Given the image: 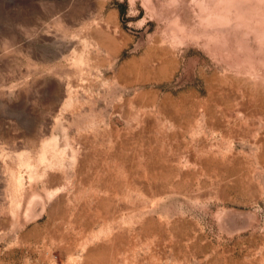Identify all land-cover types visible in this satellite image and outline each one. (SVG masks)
Returning a JSON list of instances; mask_svg holds the SVG:
<instances>
[{
    "label": "rangeland",
    "instance_id": "1",
    "mask_svg": "<svg viewBox=\"0 0 264 264\" xmlns=\"http://www.w3.org/2000/svg\"><path fill=\"white\" fill-rule=\"evenodd\" d=\"M0 264H264V0H0Z\"/></svg>",
    "mask_w": 264,
    "mask_h": 264
}]
</instances>
